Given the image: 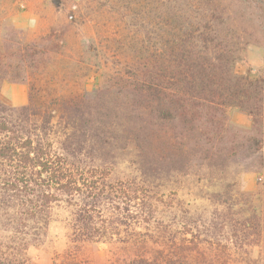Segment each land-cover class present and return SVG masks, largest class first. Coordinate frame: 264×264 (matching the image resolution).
Instances as JSON below:
<instances>
[{
  "label": "trees",
  "instance_id": "obj_1",
  "mask_svg": "<svg viewBox=\"0 0 264 264\" xmlns=\"http://www.w3.org/2000/svg\"><path fill=\"white\" fill-rule=\"evenodd\" d=\"M151 1L149 9L139 2L129 67L108 77L93 98L59 104L60 116L49 110V130L38 129L33 100L18 108L0 101V183L11 187L0 224H26L13 233L0 264H19L17 255L36 245L34 224L45 236L54 205L74 207L77 216L64 262L70 264L88 240L126 223L124 210L114 209L123 202L112 196L131 198L156 180L189 175L195 161L226 168L252 149L235 143V135L230 140L227 115L239 109L255 123L261 117L262 80L236 73L235 66L246 45L264 33V0H245L246 6L193 0L199 5L187 8ZM57 120L65 126L61 135ZM126 151L134 177L113 182ZM103 215L105 222H95Z\"/></svg>",
  "mask_w": 264,
  "mask_h": 264
},
{
  "label": "rangeland",
  "instance_id": "obj_2",
  "mask_svg": "<svg viewBox=\"0 0 264 264\" xmlns=\"http://www.w3.org/2000/svg\"><path fill=\"white\" fill-rule=\"evenodd\" d=\"M139 2L0 0V101L18 108L33 100L40 114L38 129L49 130V110L60 116L59 104L93 98L108 77L129 67L137 46ZM152 3L141 0L147 9ZM166 3L199 5L193 0ZM218 3L246 6L245 0ZM256 36L246 45L235 71L262 80L261 117L255 123L254 116L239 109L227 115L230 140L235 135V143L244 141L245 148L252 149L226 168L210 170L195 161L189 175L156 180L131 198L112 196L123 202L120 210L114 209L124 210L126 223L88 240L70 264H264V33ZM64 127L57 120L60 135ZM118 159L112 181L132 179L131 154L126 151ZM0 184L3 212L8 207L3 195L11 187ZM15 205L22 206L19 198ZM104 216L95 222L102 224ZM76 220L74 207L54 205L45 236L37 235L34 224L31 238L36 245L26 255H17V262L65 264ZM25 227L0 224V257L11 246L13 233L24 232Z\"/></svg>",
  "mask_w": 264,
  "mask_h": 264
}]
</instances>
